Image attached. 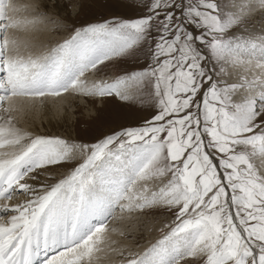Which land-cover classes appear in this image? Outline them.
<instances>
[{
    "label": "snow or ice",
    "instance_id": "6c2138e0",
    "mask_svg": "<svg viewBox=\"0 0 264 264\" xmlns=\"http://www.w3.org/2000/svg\"><path fill=\"white\" fill-rule=\"evenodd\" d=\"M101 4L136 14L77 26L73 5L52 0L32 23H64L68 37L24 55L17 9L0 0V148L14 149L0 154V198L29 197L0 206L13 213L0 220V264H57L49 253L93 264L105 245L120 264H264V0ZM128 60L137 66L88 79ZM149 85L150 118L111 127L122 115L94 109L87 122L109 130L92 142L31 136L14 123L18 98L128 102ZM117 209L118 219L162 210L174 222L134 251L111 239Z\"/></svg>",
    "mask_w": 264,
    "mask_h": 264
},
{
    "label": "rangeland",
    "instance_id": "374dc122",
    "mask_svg": "<svg viewBox=\"0 0 264 264\" xmlns=\"http://www.w3.org/2000/svg\"><path fill=\"white\" fill-rule=\"evenodd\" d=\"M48 1H50L49 3L51 4L52 0H48ZM68 2L73 5L72 12L74 13V15L72 19L76 21L77 26H79L80 24L86 23V22H92V21L104 19L106 18V14H119L122 16H133L136 14V10L132 8H118V9H112V10L106 9L101 4V0H68ZM6 3H7V0H6ZM60 3L64 4L65 0H60ZM76 4L80 5V10L78 13L76 12V8H75ZM91 5H95V7ZM28 8L32 10L31 13H33L34 7L30 8L28 6ZM31 13H30V18H32V15H33ZM49 15L54 17V13L53 14L51 13ZM61 15H63V13ZM27 18L28 17H25V19ZM49 23H50L49 24L50 30L53 33L55 32L56 35L53 36L52 38H49V40L46 42L47 45L44 44L42 46L43 47L42 49L46 48L47 50L48 48L50 49L51 47L55 46L57 42H60L63 39L67 38L69 35V28L64 23H59V24L52 23V22H49ZM40 24L43 25L44 23H40ZM63 34L65 35L63 39L58 41V37ZM51 40H52V43H50ZM46 49L45 51L42 52V55L43 53L45 54V52L47 53ZM41 50L38 51V53H41ZM29 53L26 52L24 55H28ZM34 55H37V54H34ZM138 63L139 64L144 63L143 57L139 58ZM135 66H137V63L132 60L114 62L112 64L106 65L101 70L99 76H96L95 78L98 79L99 77L104 76L105 73L116 72V71H120L123 69H130ZM150 91H151V86L149 85V87L142 94L134 96L128 102H123L116 97H111L105 100L95 99L92 97H89V98L83 97L81 100L77 99V101H75L76 103H74L72 107L70 106L68 107L69 111L62 112L59 116L58 115L54 116L55 118L51 117L50 118L51 123L49 125H47L45 122L41 123L43 124L42 125L43 130L40 131V133L38 134L34 132H30L31 136L42 135V136L53 137V138L60 137V138L72 140V141L83 140L86 142H92L95 139L100 138L103 134H105L109 130L108 127H101L96 124H90L87 122L88 115L94 109H100L101 111H112L115 113H120L122 115L123 118L118 121V124L111 125V127H118L119 125L135 126V125L141 124L143 123L144 119L150 118V116L154 112V107H153L154 101L149 95ZM74 95H77V94H74ZM1 123H2V119L0 121V126H2ZM70 167L71 166L65 165L57 169H54L55 172H53L51 176L55 177L56 179H59L62 175H66L68 173V171L70 170ZM49 183H55V179L49 180ZM21 194L24 196H27L24 193H19V194L14 193L11 199L12 200L15 198L18 199L17 196L19 197L21 196ZM121 215H122L121 212H119V209H117L116 212L113 214V217L109 220V223L116 222L114 224L119 225L120 219L118 218L121 217ZM124 217H126L124 219L127 221H125L124 219H121V220L125 221L124 225L127 226V229H123L124 236L123 235L121 236L122 238L129 239V240L132 238L135 239L137 243L136 246L138 248L140 247L139 243L142 240L144 241L142 242L145 243V247H146L148 244L159 239L160 236L165 231L168 230V226L174 222V216L162 210H156L154 212L147 213L142 216H137L135 213H132L130 215L125 213ZM6 219H7V216H5V220ZM114 224H111L112 226L109 224V229L114 228L113 226ZM130 230L131 231L133 230V231L131 232ZM134 230L138 231L135 234V236L133 235ZM127 231H129L130 234H127L126 233ZM145 231L147 232V234ZM132 248L134 249V247H131V249ZM115 259L117 260H114V262L116 264H120V257L118 255H116Z\"/></svg>",
    "mask_w": 264,
    "mask_h": 264
},
{
    "label": "bare ground",
    "instance_id": "6f19581e",
    "mask_svg": "<svg viewBox=\"0 0 264 264\" xmlns=\"http://www.w3.org/2000/svg\"><path fill=\"white\" fill-rule=\"evenodd\" d=\"M49 2L50 1H48V0H7V3H11L17 9V11L15 13V17L18 21H20L19 29L14 34L16 36H18L22 41L27 42V45H28L27 48L22 47L21 51L23 52V54H25L26 52H28V53L30 52L32 55H34V54L42 55V52L45 51V49H46L45 47H44L45 49H42L43 48L42 46L44 44H46V42L49 40V38H52L53 36L56 35L55 32L53 33L50 30V27H49L50 23L49 22H44L43 25H41L40 23L39 24H33L32 23L33 15H32V18H30V13L32 12V10H30L28 8V6L30 8H33V7L37 8L38 6H41L42 4H49L50 5ZM40 10L43 11L44 9L41 8ZM47 12L49 14H51V13L53 14L54 10L51 7H49L47 9ZM31 14H33V13H31ZM25 17H28L27 18L28 20L25 19ZM64 36H65L64 34L59 36L58 41L62 40ZM50 43H52V40ZM39 49L40 50L42 49L41 53H38V51H40ZM48 50H49V48H48ZM94 78L95 77L92 75H89V77H88V79H90V80L94 79ZM83 97H84L83 95H74L73 93H62L60 96L48 95V96L43 97V98H35V99L23 98V97L18 98L16 100V105H15L17 110L13 113L15 126L23 129L26 133L34 132V133L38 134V133H40V131L43 130V128H42L43 124H41V123L45 122L47 125H49L51 123L50 122L51 117H54L56 115L59 116L62 112L69 111L68 107L69 106L72 107L74 105V103H76L75 101H77V99L81 100ZM6 106L7 105H5V107ZM5 118H6V114H4L3 112H0V121L2 119V123H1L2 126H4V119ZM30 135H31V133H30ZM13 150L14 149L12 147L6 146L5 148H0V154L10 153ZM53 172H55V170L51 171V175ZM15 196H14V198H15ZM21 196H19L20 198L17 196L18 199L15 198L16 200L13 199L14 201L12 199L3 200L2 198H0V206H2L4 204H8L10 206L15 205L18 203H22L24 200L29 198L28 196H24L22 194H21ZM12 214L13 213H9L7 215L6 220H8L10 215H12ZM0 220L6 221L5 216L0 215ZM124 220L120 219L119 225L114 224L116 222H112L109 224L110 225L114 224L113 225L114 228H118V229H121L123 231V229H127V226L124 225L125 221H127V220H125V221ZM146 228H147V226H146ZM137 232L138 231L134 230L133 235L135 236V234ZM109 233L111 235V239L117 241L118 245L120 247H127V248L128 247H130V248L134 247V249L132 248V250H134V251L141 250V248L143 249L145 247V243H143L144 242L143 240H142L143 242L141 241L139 243L141 248L140 247L138 248L136 246L137 243H136L135 239L132 238L129 240V239L122 238V236L119 233H112L111 229H109ZM126 233L130 234L129 231H127ZM146 234H147V232H146ZM115 258H116V254L112 253L111 250L105 245L104 251L98 254V259L94 260L93 264H116L114 262V260H117V259H115ZM70 259H72V257H70V256H67V257L56 256L57 264H61V261H63V264H67L68 260H70Z\"/></svg>",
    "mask_w": 264,
    "mask_h": 264
}]
</instances>
